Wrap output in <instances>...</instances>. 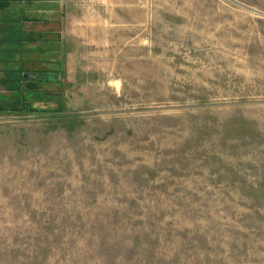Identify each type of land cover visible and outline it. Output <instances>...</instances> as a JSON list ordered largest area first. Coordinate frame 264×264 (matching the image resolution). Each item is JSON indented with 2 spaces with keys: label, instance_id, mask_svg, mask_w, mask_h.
<instances>
[{
  "label": "rangeland",
  "instance_id": "374dc122",
  "mask_svg": "<svg viewBox=\"0 0 264 264\" xmlns=\"http://www.w3.org/2000/svg\"><path fill=\"white\" fill-rule=\"evenodd\" d=\"M10 8L0 264H264V0Z\"/></svg>",
  "mask_w": 264,
  "mask_h": 264
},
{
  "label": "crops",
  "instance_id": "0c3cea01",
  "mask_svg": "<svg viewBox=\"0 0 264 264\" xmlns=\"http://www.w3.org/2000/svg\"><path fill=\"white\" fill-rule=\"evenodd\" d=\"M31 1H46L47 2V0H21V3H28V2H31ZM17 2H18V0H17ZM11 3H12V0H0V9H3V11H8V14H11L12 12H11ZM8 8H10V9H8ZM4 17L5 18H7L8 17V15L6 14V15H4ZM5 18H3V19H5ZM3 19L2 18H0V22L1 21H3ZM1 42V41H0ZM2 43V42H1ZM2 47L0 46V49H1ZM1 52V51H0Z\"/></svg>",
  "mask_w": 264,
  "mask_h": 264
}]
</instances>
